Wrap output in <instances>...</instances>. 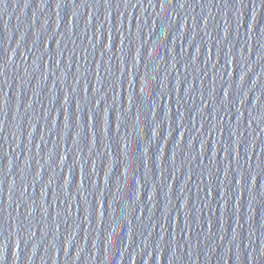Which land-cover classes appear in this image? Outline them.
<instances>
[{
    "label": "water",
    "instance_id": "95a60500",
    "mask_svg": "<svg viewBox=\"0 0 264 264\" xmlns=\"http://www.w3.org/2000/svg\"><path fill=\"white\" fill-rule=\"evenodd\" d=\"M0 264H264V0H0Z\"/></svg>",
    "mask_w": 264,
    "mask_h": 264
}]
</instances>
